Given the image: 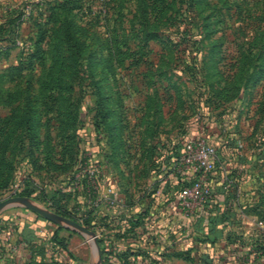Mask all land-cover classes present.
Returning a JSON list of instances; mask_svg holds the SVG:
<instances>
[{
	"label": "rangeland",
	"instance_id": "374dc122",
	"mask_svg": "<svg viewBox=\"0 0 264 264\" xmlns=\"http://www.w3.org/2000/svg\"><path fill=\"white\" fill-rule=\"evenodd\" d=\"M65 22L84 50L53 79ZM204 137L217 170L229 165L236 223L246 232L247 221L249 243L261 244L264 0H0V201L67 208L72 217L62 216L99 233L14 203L0 211V264H95V240L112 226L113 207L99 199L152 193L187 142ZM90 162L101 167L98 192Z\"/></svg>",
	"mask_w": 264,
	"mask_h": 264
},
{
	"label": "crops",
	"instance_id": "0c3cea01",
	"mask_svg": "<svg viewBox=\"0 0 264 264\" xmlns=\"http://www.w3.org/2000/svg\"><path fill=\"white\" fill-rule=\"evenodd\" d=\"M221 165L222 170H217L219 167L216 166L211 175L212 195L207 201V206L201 207L192 218L184 214L176 198V185L180 177L184 176L175 173L173 162H170L169 170L161 168V171L166 169L162 172V175L166 173V176L156 185L155 191L135 197L131 206L124 203L120 207H113L110 216L111 229L107 232L104 226L100 227L112 235V243L109 246L113 255L109 261L120 264L121 260L116 255L127 252L128 261L134 264H245L240 257L245 245L249 244L248 240L252 237L254 241L255 237L249 232L251 228L247 221H243V224L249 228L243 232L238 223H231L233 218L230 222L219 219L227 209L226 194L230 193L228 189L232 182L229 165ZM234 181L238 182L236 178ZM103 198L99 199V207L107 210ZM137 217L140 218V226L128 231L127 237H118L117 233L123 235L126 230L131 229L130 220ZM29 226L31 227V224ZM236 230H240L242 237L235 241L229 240L231 232ZM20 234L22 239L32 240L30 234L27 236L24 227ZM207 237L209 239H206ZM259 240L264 244V237ZM7 249L10 250V246ZM186 250H191L195 263L171 256ZM257 264H264L263 256L258 259Z\"/></svg>",
	"mask_w": 264,
	"mask_h": 264
},
{
	"label": "built area",
	"instance_id": "2783aa9c",
	"mask_svg": "<svg viewBox=\"0 0 264 264\" xmlns=\"http://www.w3.org/2000/svg\"><path fill=\"white\" fill-rule=\"evenodd\" d=\"M218 162L217 148L206 137L189 140L181 155L173 161L175 173L181 174L189 182V185L181 186L176 194L178 203L187 217L192 218L195 216L197 211L211 197L212 186L210 178ZM100 170L101 167L97 162H90L86 169L90 188L97 192L100 187L98 181ZM103 201L106 206L110 207H120L124 204L123 198L112 191L103 198ZM98 236L99 233L96 237ZM262 256V251H258L248 244L245 245L240 259L247 264H256L257 259L262 258Z\"/></svg>",
	"mask_w": 264,
	"mask_h": 264
},
{
	"label": "trees",
	"instance_id": "16d2710c",
	"mask_svg": "<svg viewBox=\"0 0 264 264\" xmlns=\"http://www.w3.org/2000/svg\"><path fill=\"white\" fill-rule=\"evenodd\" d=\"M147 8H151V11H155L156 9H158L157 6H155V3H151L150 5L146 4ZM165 10V8H164ZM64 45V46H63ZM56 52L53 54V59H54V72H52L50 78L56 77V75H63L65 68H73L76 66V63L79 61V58L82 56L83 54V50H84V42L82 40H80V38L77 35V30L74 28V24L71 22H65L62 24V27L60 29V43L59 45H57L56 47ZM35 55H32L31 58H34ZM179 155V154H178ZM179 157V156H178ZM176 157V158H178ZM218 164V163H217ZM31 185V184H30ZM185 185H189V182L184 179L181 178L179 179L178 184L176 185V190H178L181 186H185ZM228 189V188H227ZM35 192V189L30 188L29 191L27 192L26 196H32ZM227 197V209L225 210V212L223 214L220 215L219 219L224 221L226 220H230L231 218H233V220H231V223H235L238 221L239 219V213L236 211V209L234 210L231 206L230 203H232V196L228 193L226 194ZM133 202L130 201L128 202V204L131 206ZM207 206V202L203 205V207ZM63 211H58V213H60V215H65L68 217H72L71 213L69 212V210H66L65 208H63ZM134 217V216H133ZM225 220V221H226ZM230 222V221H229ZM141 222H140V218H136V219H131L130 220V225H131V229L126 230V232L122 235L117 233L118 237H127V232L128 231H132L133 229H135L136 227L140 226ZM97 225V224H94ZM63 226H58V228H62ZM58 231L59 230H55L53 233V237L55 240L59 241V245L62 246V248L66 251H68V246H67V240L63 237L58 239ZM231 234L229 235V240L235 241L237 239V235ZM102 237V238H101ZM99 238V244L101 245V252H102V262L103 264H117V263H112L110 260L111 256L113 255V251L110 248V244L112 243V235L111 234H102ZM240 237V236H239ZM238 237V239H239ZM206 239H209V237H207ZM212 241H214V238H212ZM241 243H244V241H241ZM103 245V246H102ZM250 246H253L255 249H257L258 251H262V255L264 257V244H254L253 243H249ZM69 256H71L69 254ZM116 256H118V258L121 260L120 264H134L132 262L128 261V253L124 252V253H118ZM171 256L176 257V258H181L185 261L191 262V263H195L194 262V258L191 256V250H186V251H181V252H176L171 254ZM32 264H36V263H32ZM39 264H48V263H39ZM50 264H65L60 260H55L52 261ZM119 264V263H118ZM206 264H212L209 262H206Z\"/></svg>",
	"mask_w": 264,
	"mask_h": 264
},
{
	"label": "water",
	"instance_id": "95a60500",
	"mask_svg": "<svg viewBox=\"0 0 264 264\" xmlns=\"http://www.w3.org/2000/svg\"><path fill=\"white\" fill-rule=\"evenodd\" d=\"M14 203H20L27 208L37 212L38 214L42 215L46 219L56 222V223H65L73 228L87 234L89 237H93L94 239H97L96 233L91 231L88 227L70 219L65 216L59 215V214H54L51 212H48L47 210L43 209L42 207H39L38 205L34 204L33 202L29 201L27 197L24 196H14V197H9L5 200L0 201V211L4 209L5 207L14 204ZM96 247H97V252H98V261L95 264H101V248L99 245V242L95 240Z\"/></svg>",
	"mask_w": 264,
	"mask_h": 264
}]
</instances>
